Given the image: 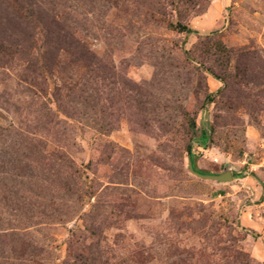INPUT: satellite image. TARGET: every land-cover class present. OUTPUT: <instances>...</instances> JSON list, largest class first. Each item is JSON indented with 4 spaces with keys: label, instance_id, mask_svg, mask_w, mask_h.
I'll return each mask as SVG.
<instances>
[{
    "label": "rangeland",
    "instance_id": "1",
    "mask_svg": "<svg viewBox=\"0 0 264 264\" xmlns=\"http://www.w3.org/2000/svg\"><path fill=\"white\" fill-rule=\"evenodd\" d=\"M0 264H264V0H0Z\"/></svg>",
    "mask_w": 264,
    "mask_h": 264
},
{
    "label": "water",
    "instance_id": "2",
    "mask_svg": "<svg viewBox=\"0 0 264 264\" xmlns=\"http://www.w3.org/2000/svg\"><path fill=\"white\" fill-rule=\"evenodd\" d=\"M196 176H199V177H203V178H210V179H214V180H217V181H226V180H231L232 179V176L229 174V173H226L224 175H221V176H218V177H207V176H202L198 173H194Z\"/></svg>",
    "mask_w": 264,
    "mask_h": 264
},
{
    "label": "trees",
    "instance_id": "3",
    "mask_svg": "<svg viewBox=\"0 0 264 264\" xmlns=\"http://www.w3.org/2000/svg\"><path fill=\"white\" fill-rule=\"evenodd\" d=\"M183 30L186 32V33H189L191 30H189L188 28H183Z\"/></svg>",
    "mask_w": 264,
    "mask_h": 264
}]
</instances>
